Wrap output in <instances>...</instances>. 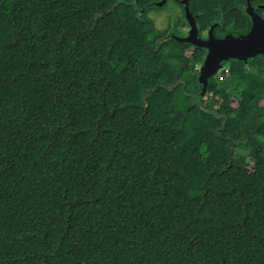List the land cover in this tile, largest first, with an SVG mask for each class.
Wrapping results in <instances>:
<instances>
[{
  "label": "trees",
  "instance_id": "obj_1",
  "mask_svg": "<svg viewBox=\"0 0 264 264\" xmlns=\"http://www.w3.org/2000/svg\"><path fill=\"white\" fill-rule=\"evenodd\" d=\"M151 1L0 0V264H264V61L202 99Z\"/></svg>",
  "mask_w": 264,
  "mask_h": 264
},
{
  "label": "water",
  "instance_id": "obj_2",
  "mask_svg": "<svg viewBox=\"0 0 264 264\" xmlns=\"http://www.w3.org/2000/svg\"><path fill=\"white\" fill-rule=\"evenodd\" d=\"M164 1L152 2L148 9H160ZM185 8L189 28L183 34L174 33L172 39L181 44L199 48L204 52L197 72V90L202 99L207 97L211 79L215 76H222L228 70L231 61L248 64L254 58H264L263 23L257 22L248 33L228 34L225 37H219L213 29L207 33L205 39H201L193 16L188 13L186 5ZM136 10L139 11V9Z\"/></svg>",
  "mask_w": 264,
  "mask_h": 264
},
{
  "label": "flooded vegetation",
  "instance_id": "obj_3",
  "mask_svg": "<svg viewBox=\"0 0 264 264\" xmlns=\"http://www.w3.org/2000/svg\"><path fill=\"white\" fill-rule=\"evenodd\" d=\"M160 1L161 0L151 1L139 7L136 18H139L141 21H152L155 24L153 19L149 17V14L153 12V10L148 9V6L152 2ZM214 2V5L211 7V13L209 14L211 16L209 17L208 15L203 19L207 23V29L202 28V25L198 21V17L193 14L191 9L192 0H165L163 7L160 9L155 8V11L157 13L166 11L170 5L179 7L181 21L169 16L167 17L166 29L163 32H168L167 38L169 39L174 36V33L183 34L189 28L185 5L188 13L193 16V21L201 39H205L207 33L213 29H215L219 37H225L228 34L239 35L241 33H248L257 22L264 24V0H215ZM258 59L264 61V58H254L248 64H242L240 61H231L228 70L224 72L221 77L231 72L232 68L235 66H241L246 70H250L252 64ZM236 74L238 73L236 72L235 75Z\"/></svg>",
  "mask_w": 264,
  "mask_h": 264
},
{
  "label": "rangeland",
  "instance_id": "obj_4",
  "mask_svg": "<svg viewBox=\"0 0 264 264\" xmlns=\"http://www.w3.org/2000/svg\"><path fill=\"white\" fill-rule=\"evenodd\" d=\"M152 10L153 12L149 14V17L153 19V21L155 22V27L161 32H163L166 29L168 16L181 21V12L178 6L170 5L166 11H163L161 13H157L155 11L156 10L155 8H153ZM136 17L137 16H135V22L131 21V19L128 18L129 19L128 22L130 24L124 32L129 34L133 40L141 41L143 39V32L145 30V25H147L148 21H141L139 18L137 19ZM140 23L143 25H140ZM197 99L198 101L200 100L199 98ZM250 112H251V106L247 102L244 108L245 117H247L250 114ZM170 140H173V137H170Z\"/></svg>",
  "mask_w": 264,
  "mask_h": 264
}]
</instances>
